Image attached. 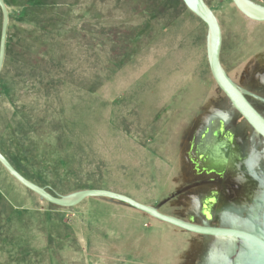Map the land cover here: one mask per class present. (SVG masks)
<instances>
[{"label":"rangeland","instance_id":"obj_1","mask_svg":"<svg viewBox=\"0 0 264 264\" xmlns=\"http://www.w3.org/2000/svg\"><path fill=\"white\" fill-rule=\"evenodd\" d=\"M203 1L221 28V65L236 79L264 51V23L231 0ZM3 2L0 153L10 165L52 196L95 189L165 215L188 207L178 193L183 152L187 168L195 163L182 149L223 97L206 26L180 0ZM190 235L102 200L52 206L0 166V264H195L204 241Z\"/></svg>","mask_w":264,"mask_h":264},{"label":"water","instance_id":"obj_2","mask_svg":"<svg viewBox=\"0 0 264 264\" xmlns=\"http://www.w3.org/2000/svg\"><path fill=\"white\" fill-rule=\"evenodd\" d=\"M184 7L206 26L205 53L208 69L213 82L226 100L225 110L210 115L203 127V136L197 147V159L204 160L207 172L221 173L227 164L234 160H243L239 170L243 181L241 196L238 200L216 206V199L203 198L196 203L189 214L176 217L165 215L158 207L143 205L135 200L106 190H80L65 196L49 194L21 176L0 153V166L20 186L33 193L40 201L52 206L70 209L88 199H97L132 209L151 220L192 234L203 239V247L195 260L197 264H264V115L260 114L249 98L255 96L235 84L225 72L220 62L222 32L217 18L203 0H181ZM236 11L246 20L264 23V7L251 0H231ZM0 72L4 62L8 14L3 0H0ZM234 117H239L249 127L252 136L263 151L255 156L249 147H245L247 156L239 154L238 141L231 133L224 131L225 126ZM199 134V136L202 134ZM261 143H260V142ZM235 142V143H234ZM245 145V144H243ZM198 164V163H197ZM197 171H200L196 167ZM193 211V212H192Z\"/></svg>","mask_w":264,"mask_h":264},{"label":"flooded vegetation","instance_id":"obj_3","mask_svg":"<svg viewBox=\"0 0 264 264\" xmlns=\"http://www.w3.org/2000/svg\"><path fill=\"white\" fill-rule=\"evenodd\" d=\"M263 44L264 41L262 42V45ZM259 56V59L256 60H254L253 58H248L246 60L248 63L239 71L240 74L237 76V80L230 76L225 68L224 70L227 73L228 77L235 84L240 86L242 89L249 91L255 96V98H249V100L254 104V107L257 109V111L260 114L264 115V51H262ZM217 100V103H221L219 109L225 110L224 105L226 104V100L224 95L222 99L219 98ZM219 104H213L210 108L213 107L215 109L217 108V106H219ZM209 115L210 113L207 116L204 115L198 122L193 125L191 132L189 133V135H191V139L189 142H187V144H184L183 146L182 152L186 148L187 155L190 158H193V156L194 158L195 156L197 157L198 143L201 140L200 137L203 136V127L206 126L207 120L210 117ZM224 131L226 132V134L230 132L233 136V139L238 141V145L237 143H234L236 144L235 148L238 147L239 149V154L247 156V152L245 154L241 153L244 150L246 151L244 146L249 147L250 150L254 149L253 153L255 156H258L263 151V148H261L257 140L252 136V132L249 127L239 117L232 118V120L225 126ZM201 132L202 134L199 136ZM181 157L182 162L179 163L181 164L180 171L182 172L181 174L183 175L184 180L187 179V183L184 184V187H182L181 190L178 191V193L184 195L189 205L188 207L179 206L181 208V211H175L176 213H171L172 215L177 217L184 216L189 212L187 211L186 213L184 211L188 209L189 206L191 207V205L196 202V199H200L198 201H201L203 198L208 197L216 199L215 204L217 207H215L214 211L219 209V205H225L226 203H231L239 199V197L241 196L240 189H242L243 181H240L237 177L239 175V170H244V166H241L242 164H240L241 162H243V160H238L240 161L238 163L234 160L230 161V164H227L226 169L221 173H218L216 171L207 172L204 170L203 167L206 164L207 156H204V160L197 159L198 164L196 163L195 168L193 169L192 167V170L191 168H187L188 166L187 162L185 161L184 152ZM196 167H198L200 171H197ZM184 172L189 173L190 178L189 176H185ZM175 199L177 198L175 197ZM175 202L178 201L176 200ZM170 205L172 204L170 203ZM191 237L196 238L194 235H190V238ZM198 252L199 250L197 249L195 251V254H198ZM199 255H197V258ZM195 264H197V262H195Z\"/></svg>","mask_w":264,"mask_h":264},{"label":"bare ground","instance_id":"obj_4","mask_svg":"<svg viewBox=\"0 0 264 264\" xmlns=\"http://www.w3.org/2000/svg\"><path fill=\"white\" fill-rule=\"evenodd\" d=\"M251 22V21H250ZM254 23V22H253ZM258 23V22H257Z\"/></svg>","mask_w":264,"mask_h":264},{"label":"trees","instance_id":"obj_5","mask_svg":"<svg viewBox=\"0 0 264 264\" xmlns=\"http://www.w3.org/2000/svg\"><path fill=\"white\" fill-rule=\"evenodd\" d=\"M181 1V0H180ZM183 4V3H182Z\"/></svg>","mask_w":264,"mask_h":264}]
</instances>
